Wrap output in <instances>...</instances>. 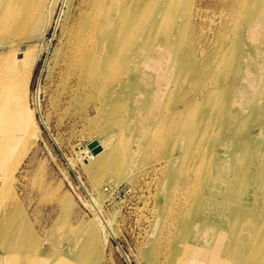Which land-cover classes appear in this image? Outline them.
Returning a JSON list of instances; mask_svg holds the SVG:
<instances>
[{"label":"bare ground","instance_id":"obj_1","mask_svg":"<svg viewBox=\"0 0 264 264\" xmlns=\"http://www.w3.org/2000/svg\"><path fill=\"white\" fill-rule=\"evenodd\" d=\"M75 1H68L66 21L72 19L54 67L66 86L74 83V99L79 91L99 98L105 129L119 128L122 119L132 137L135 148L118 137L109 150L91 140L101 150L93 154L86 146L84 152L98 159L97 166L114 177L164 158L161 188L168 191L155 201L158 212L153 209L154 229L167 230L163 264H264V0H230L234 10L211 37L210 54L198 49L203 41L196 0H80L72 17ZM56 2L0 0V161L15 141L11 133L29 123L33 70L28 55L7 54L6 31L28 24L41 30ZM185 62L211 76L186 81ZM120 96L131 100L124 110L128 119L119 122L114 99ZM18 142L21 157L31 142ZM143 150H152L154 158H141ZM13 167L0 166V264H87L86 251L98 243L94 222L85 223L63 250L52 245L60 217L36 236L9 185ZM174 179L183 196L168 216ZM78 183L105 241L111 221L99 198ZM159 240L150 245L156 248Z\"/></svg>","mask_w":264,"mask_h":264},{"label":"rangeland","instance_id":"obj_2","mask_svg":"<svg viewBox=\"0 0 264 264\" xmlns=\"http://www.w3.org/2000/svg\"><path fill=\"white\" fill-rule=\"evenodd\" d=\"M68 1L57 0L47 23L39 31L35 30L34 24L16 25L6 31L10 37L7 54L28 55L33 70L26 97L29 123L22 130L11 133L15 141L6 157L0 161V166L14 165L8 179L9 185L18 197L21 210L36 236L43 237L46 229L60 217L61 229L52 241L57 249H65L69 239L79 236L85 223L91 221L94 222L98 243L92 251H86L87 264H163L165 252H169L167 243L163 244L167 230H155L153 223L156 220L154 210L158 212V203L154 207L155 201H159L161 195L168 191L161 188L165 160L155 156L156 161L147 163L141 169H125L122 174L113 177L97 166L98 159L85 154L84 148L93 139L103 141L107 150L118 138L130 148H135L131 135L129 132L127 134V126L121 119H128L124 110H128L125 105L130 103L131 98L122 95L114 99L120 106L115 119H121V123L119 128L107 130L108 117L103 111L97 110L100 102L98 97L87 96L84 91H79L75 99L72 97L69 88H73L74 83L70 82L66 86L61 72L54 67L55 51L62 48L64 29L72 19L66 21ZM79 2L76 0L73 3L72 17L77 15ZM229 2L196 0L201 16L197 21V29L203 41L199 45L202 48H198L200 51L208 54L212 52L211 37L234 10ZM4 34L5 31L1 30L0 40ZM185 63L188 70L186 81L202 77L209 79L211 76L206 68L197 73L194 65L188 67V62ZM108 108L106 104L103 109ZM109 137L111 140L107 139ZM20 139H30L31 143L21 157H16L20 150ZM154 155L152 150H143L140 157L151 159ZM84 165H90L91 172H86ZM78 178L89 195L99 198L104 217L111 221V233L105 235V241ZM182 196L180 183L174 179V189L165 214L171 216L175 213L174 203H180ZM157 236H160L159 244L153 248L150 242ZM27 249L36 250L37 247ZM32 264H39V260Z\"/></svg>","mask_w":264,"mask_h":264},{"label":"water","instance_id":"obj_3","mask_svg":"<svg viewBox=\"0 0 264 264\" xmlns=\"http://www.w3.org/2000/svg\"><path fill=\"white\" fill-rule=\"evenodd\" d=\"M87 148L90 150L91 153L93 154H97L100 150L101 147L99 146V144L95 141L90 142L89 144H87Z\"/></svg>","mask_w":264,"mask_h":264}]
</instances>
